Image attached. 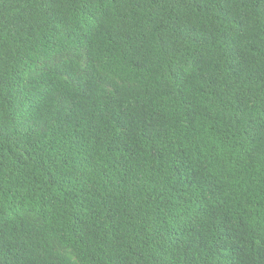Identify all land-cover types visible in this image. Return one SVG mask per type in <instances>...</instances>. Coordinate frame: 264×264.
I'll return each instance as SVG.
<instances>
[{
    "label": "trees",
    "instance_id": "obj_1",
    "mask_svg": "<svg viewBox=\"0 0 264 264\" xmlns=\"http://www.w3.org/2000/svg\"><path fill=\"white\" fill-rule=\"evenodd\" d=\"M0 264H264V0H0Z\"/></svg>",
    "mask_w": 264,
    "mask_h": 264
}]
</instances>
